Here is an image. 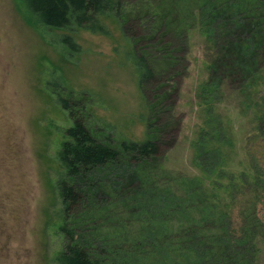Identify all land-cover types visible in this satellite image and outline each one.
Instances as JSON below:
<instances>
[{
    "label": "rangeland",
    "instance_id": "rangeland-1",
    "mask_svg": "<svg viewBox=\"0 0 264 264\" xmlns=\"http://www.w3.org/2000/svg\"><path fill=\"white\" fill-rule=\"evenodd\" d=\"M129 2L135 7V0ZM103 21L109 35L83 30L73 33L81 51L71 55L60 42L69 33L32 27L14 0H0V264H60L66 247L61 232L65 220L60 182L67 175L60 153L69 141L67 130L74 124L70 111L98 131L97 139L105 135L116 142H143L149 137L148 118L152 115L139 88L138 70L129 57L130 40L112 16ZM178 39L173 43L183 47L185 40ZM185 39L186 50L179 56L184 55L186 64L176 92L161 108V115L155 114L158 109L154 111V117L160 116L159 128H155L161 154L144 170L142 182L145 186L154 180L158 186L130 193L118 183L139 174H133L126 163L120 173L108 167L99 176L118 180L114 190L120 199L104 209L102 216L116 222L132 203L139 209L134 215L127 211V215L134 219L150 216L141 212L142 206L157 207L149 209L155 216L168 214L177 200L166 193H182L184 179L197 178L207 196L198 199L202 206L190 209L191 214L176 216L174 212L173 221L181 224L175 228H186L194 219L203 218L221 226L230 216L237 232L244 228L245 233L256 235L253 264H264V42L256 52V72L247 75V63L242 69L232 59L234 50L222 54L221 47L199 25ZM59 94L70 101L69 111L59 104ZM255 173L262 176L261 181H253ZM248 176L251 184L245 180ZM193 186L189 184V193ZM144 193L155 194V200ZM89 197L94 199L96 194ZM192 197L183 201L190 208ZM160 198H166L163 207L151 205ZM91 216L84 214L77 224ZM125 229L136 233L134 226ZM159 229L168 233L166 225ZM114 231L102 230L111 246L120 244L110 238ZM213 231L189 239H203L220 229ZM100 234L89 239H104ZM146 235L160 236L152 228L133 237ZM214 249L221 253V243L214 244ZM128 258L123 260L125 264H129ZM208 259L201 257L202 261ZM136 261L145 264L146 259L137 257Z\"/></svg>",
    "mask_w": 264,
    "mask_h": 264
},
{
    "label": "trees",
    "instance_id": "trees-1",
    "mask_svg": "<svg viewBox=\"0 0 264 264\" xmlns=\"http://www.w3.org/2000/svg\"><path fill=\"white\" fill-rule=\"evenodd\" d=\"M14 1L18 12L30 26L69 33L60 42L71 55L81 51L72 36L73 33L83 30L107 36L109 29L103 20L112 16L130 40L129 57L138 70L139 88L152 115L148 118L150 134L147 140L116 142L105 135L97 139L94 135L99 134L98 131L96 133L90 129L82 116L70 111L74 124L67 130L69 141L63 144L60 153V161L67 169L66 177L60 182L65 220L61 232L66 238V247L59 258L60 264H125L123 260L127 257L129 264H137V257L146 259L145 264H212L210 258L218 260L217 264H253L257 254L256 235L245 233L244 228L237 232L232 220H229L230 216L227 221L221 222V226L203 218L194 219L186 228H175L181 224L176 219L173 221L174 212L176 216L183 212L191 214L190 209L202 206L197 204L198 199L207 196L197 178L184 179L183 187L186 190L182 193H166L177 200L168 209V214L155 216L149 209L157 207L148 209L142 206L141 212L150 216L134 219L127 215V211L134 215L139 208L131 202L121 218L110 223L102 216V212L119 201L120 194L114 190L118 180L101 177L99 173H104L108 167L120 173L126 163L131 171H135L133 174L139 175L122 180L118 183L120 189H129L130 193L134 192L132 190L142 193L144 188L153 189L158 186L154 180L145 186L142 182L145 177L144 170L156 162L161 154L155 128L160 116L154 117V111L158 109L159 112L155 114L161 115V108L176 92L178 78L186 64L184 55L179 56L186 50V34L199 25L221 47L222 54L224 51L234 50L231 51L232 59L239 61L242 69L244 63H247L245 73L251 75L258 66L256 52L264 42V0H140L141 3L135 0V7L129 6V0ZM127 9L133 12L130 13ZM224 29L232 33L224 34ZM144 33L146 36L142 35ZM174 37L180 38L178 41L184 39V46L173 43ZM58 102L65 110L71 109L70 101L60 94ZM156 127L159 128V125ZM248 177L245 180L249 184L262 179L259 173L253 175V181H250L251 176ZM190 183H194V186L189 193ZM111 185L112 189H109ZM100 190L102 192L97 195ZM91 193L96 194L94 199L89 197ZM144 195L151 200L156 197L152 193ZM190 195H193L191 208L183 202ZM126 196L127 194L123 195L124 198ZM165 200L166 198H160L155 205H151L161 208ZM84 214H92L91 219L78 225ZM163 225L168 228L166 234L159 229ZM133 226L136 233L125 231V228L131 229ZM152 228L160 236L133 237ZM110 229L115 230L110 238L120 241V244L108 245L110 240H105L102 230ZM214 229L220 231L208 233L203 239L198 236L189 239L199 232L207 233ZM99 232L104 239H89ZM98 239L103 243H98ZM220 243L221 253L217 254L214 244ZM202 255L209 259L202 261ZM149 259L155 263L149 262Z\"/></svg>",
    "mask_w": 264,
    "mask_h": 264
}]
</instances>
